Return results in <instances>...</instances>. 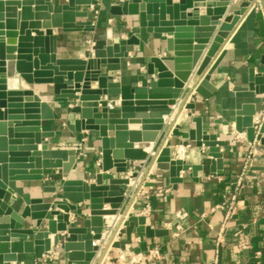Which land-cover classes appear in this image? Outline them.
I'll list each match as a JSON object with an SVG mask.
<instances>
[{
	"label": "water",
	"instance_id": "95a60500",
	"mask_svg": "<svg viewBox=\"0 0 264 264\" xmlns=\"http://www.w3.org/2000/svg\"><path fill=\"white\" fill-rule=\"evenodd\" d=\"M229 1L114 0L109 13L135 16L131 25L118 35L106 28L104 38L93 39L81 56L60 57L61 32L94 31L93 24L77 23L89 15L79 7L92 0H0V264L17 261L19 254L40 260L54 247L62 250L63 264H90L98 250L94 242L100 238L103 216L124 215L130 206L124 197L129 183L125 174L132 171L131 177L137 176L134 164L155 163L168 173L169 186L182 181L180 170L196 176L202 169L201 164L172 156L175 145L167 143L169 134L203 146L209 171L223 172L220 149L225 141L203 125L201 116L192 115L194 102L186 100L192 90L204 100L216 93L210 78L225 54L222 48L256 0L233 5ZM153 39L162 43L163 53L149 56L134 81L121 83L110 69L102 70L119 64L128 48ZM18 77L19 89H9L8 78ZM34 84H51L54 98L72 103L75 132L85 130L84 137L98 142L100 165L92 182L69 177L81 149L62 148L53 130H42L59 116L34 92ZM235 91L264 96V55L258 69H247L245 85H233L230 94ZM171 106L176 108L173 120L182 108L189 110L186 117L193 127L182 130L172 121L166 123ZM259 106L243 103L235 109L234 129L244 132L248 143L264 145V107ZM222 122L227 123L214 120ZM262 169L255 160L246 166L247 171ZM56 170L61 182L55 198L31 197L25 191V182L55 176ZM234 183L235 178L232 190ZM71 212L80 222L71 223ZM133 233L153 238L168 231L145 225L140 216L137 224H126L125 240Z\"/></svg>",
	"mask_w": 264,
	"mask_h": 264
},
{
	"label": "crops",
	"instance_id": "0c3cea01",
	"mask_svg": "<svg viewBox=\"0 0 264 264\" xmlns=\"http://www.w3.org/2000/svg\"><path fill=\"white\" fill-rule=\"evenodd\" d=\"M96 1L92 0V2ZM238 1L240 0H230L229 3L233 5ZM113 3H115L114 0H98L99 14L94 31L61 32L57 42L58 56H81L82 51L89 45V40L104 38L106 28L112 27L114 34L118 35L123 27L131 25V20L135 16H113L109 13V6ZM79 9L87 11L89 15L78 18L77 23L92 24L93 14L90 4L79 7ZM225 15L226 13L222 17ZM107 18H112L110 24L106 22ZM162 46L160 41L153 39L147 45L140 44L130 47L119 64L104 65L102 70L110 69L115 80L121 83L132 82L137 70L144 71L149 56L163 53ZM222 49H225V54L210 78L217 88L216 93L210 99L204 100L192 90L186 102L193 101L192 115L201 116L203 125L208 126L218 139L225 141V146L220 149L223 152V172L211 173L209 171L210 160L203 146L196 147L192 141L174 139L169 134L167 141L170 142L167 143L175 145L172 156L181 157L190 163L201 164L202 169L197 171L196 176H191L190 171L180 170L179 177L182 181L169 186L168 173L158 170L154 163L149 182L155 184L148 190L150 214L143 217L144 224L152 228L165 229L168 233L153 238L133 233L130 241L125 240V236L122 241L124 245L131 246L135 250H144L152 245L159 246L165 255V260L156 264H168L169 262L212 264L214 261H216L215 264L264 263V169L246 172L236 201V214L227 223L220 246L217 245L216 238L223 221L224 211L212 210L232 192L231 182L241 172L249 151H252L253 160L264 167V145L256 142L248 143L244 132L238 133L234 129L235 109L243 103H260L259 107H264L261 104L264 102V96H257L250 91H235L232 95L230 94L233 85H245L249 67L255 66L258 69L261 64V56L264 55V0H256L252 7L242 15ZM127 52L131 53V57L127 56ZM14 80V85L8 84L9 89H19L20 78ZM188 85L190 87L191 82ZM31 87L42 100L48 101L59 116L56 120L46 122L42 130H53L62 148L81 149L69 177L92 182L96 168L100 165L98 142H95L91 136L81 142L86 132L82 130L77 133L74 130L73 121L76 116L69 113V108L73 106L72 103L54 98L51 84H34ZM170 108L173 109L174 117L176 108L174 106ZM188 111L182 108L176 120H171L170 114L166 117V122L172 121L182 130L192 128L191 119L186 117ZM215 119L227 123H214ZM143 151L148 153L146 149ZM137 166L138 163L134 164V169ZM59 173L60 170H56L55 176L44 177L41 181L25 182L24 189L30 193L31 197H42L44 200L53 199L59 191L58 187L61 182ZM54 188L55 191L52 192ZM144 204L145 200L139 197L127 208V222L132 220L137 224V219L140 217L138 212ZM178 209L186 210L188 215L184 220L179 221L182 231L175 236V223L177 222L175 211ZM79 212L82 213V209ZM69 219L73 223L80 222L72 212ZM237 231L239 236L235 237L234 233ZM136 236H140V242L134 241ZM243 237H248L250 241L247 250H239L236 245L238 238ZM53 250L52 260L45 264H63L62 250L59 247H54ZM256 252L259 253L258 257H255ZM11 264L44 263L35 259L32 254H19L18 260Z\"/></svg>",
	"mask_w": 264,
	"mask_h": 264
},
{
	"label": "built area",
	"instance_id": "2783aa9c",
	"mask_svg": "<svg viewBox=\"0 0 264 264\" xmlns=\"http://www.w3.org/2000/svg\"><path fill=\"white\" fill-rule=\"evenodd\" d=\"M90 10L93 14L92 24L95 26L99 14L98 0L90 4ZM106 22L110 24L112 22V18H107ZM88 44L91 45L92 41L89 40ZM127 56L131 57V53L127 52ZM127 65H129V61H127ZM108 107H112V105L108 104ZM166 117H164L165 122ZM171 120H173L172 113ZM85 139L86 137H83L81 139V142H84ZM252 160L253 154L252 151H249L241 172L235 177L234 189L227 197H225L220 203L216 204L212 208V210L221 209L224 211L223 221L220 225L216 238V243L218 246H220L223 242V236L226 230L227 223L236 214V201L238 198V193L243 186L244 176L247 172L246 166ZM148 163V161L138 162V166L135 168V170L137 171L136 177H131L132 171H129L125 174L129 178V183L126 185L124 197L131 201L130 205L139 197L145 200V204L138 212V215L142 217H146L150 214V194L148 190L151 189L152 186L147 185V183L149 182V176L153 173V164L149 167ZM158 191L160 192L161 190ZM187 215L188 212L184 209H178L175 211V217L177 220V222L175 223V236L178 235V232L182 231V225L179 221L184 220ZM127 218V211L124 215L121 213H117L115 215L103 216V227L101 230L100 238L94 242V245L98 246V250L96 251V255L90 264H156L165 260V255L159 246L152 245L144 250H135L131 246L124 245L122 243L125 236L124 228L128 223ZM70 221L72 223V220ZM234 236L238 237L239 232H235ZM134 241L140 242V236L134 237ZM116 242L120 243V245L115 246L114 244ZM236 245L239 250H247L250 246L249 238H238ZM254 254L255 257H258L259 253L256 252ZM53 255L54 250L52 249L48 253L42 255L40 261L45 264L52 260ZM215 263L216 261H214L212 264ZM168 264L174 263L169 262Z\"/></svg>",
	"mask_w": 264,
	"mask_h": 264
},
{
	"label": "bare ground",
	"instance_id": "6f19581e",
	"mask_svg": "<svg viewBox=\"0 0 264 264\" xmlns=\"http://www.w3.org/2000/svg\"><path fill=\"white\" fill-rule=\"evenodd\" d=\"M14 83H15V80L13 78H9L8 84L12 86L14 85Z\"/></svg>",
	"mask_w": 264,
	"mask_h": 264
},
{
	"label": "trees",
	"instance_id": "16d2710c",
	"mask_svg": "<svg viewBox=\"0 0 264 264\" xmlns=\"http://www.w3.org/2000/svg\"><path fill=\"white\" fill-rule=\"evenodd\" d=\"M253 252V250H251ZM261 264H264V263H261Z\"/></svg>",
	"mask_w": 264,
	"mask_h": 264
}]
</instances>
